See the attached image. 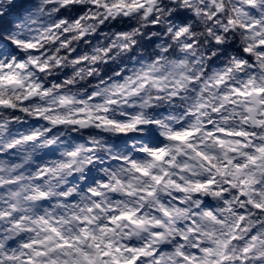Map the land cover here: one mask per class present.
I'll return each instance as SVG.
<instances>
[{
  "label": "clouds",
  "instance_id": "1",
  "mask_svg": "<svg viewBox=\"0 0 264 264\" xmlns=\"http://www.w3.org/2000/svg\"><path fill=\"white\" fill-rule=\"evenodd\" d=\"M0 264H264V0H0Z\"/></svg>",
  "mask_w": 264,
  "mask_h": 264
}]
</instances>
